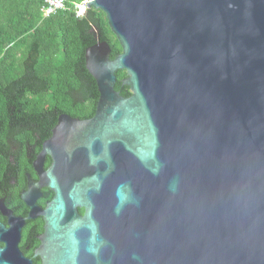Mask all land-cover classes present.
<instances>
[{"label": "water", "instance_id": "95a60500", "mask_svg": "<svg viewBox=\"0 0 264 264\" xmlns=\"http://www.w3.org/2000/svg\"><path fill=\"white\" fill-rule=\"evenodd\" d=\"M88 7L123 51L86 49L96 112L62 113L34 161L23 197L45 217L46 264H264V0Z\"/></svg>", "mask_w": 264, "mask_h": 264}, {"label": "trees", "instance_id": "16d2710c", "mask_svg": "<svg viewBox=\"0 0 264 264\" xmlns=\"http://www.w3.org/2000/svg\"><path fill=\"white\" fill-rule=\"evenodd\" d=\"M83 0L44 14L45 0H0V178L10 171L33 172V160L62 113L87 118L100 97L96 78L87 68L86 49L100 40L112 47V58L123 47L105 11L88 8L76 13ZM116 89L126 69L117 71Z\"/></svg>", "mask_w": 264, "mask_h": 264}, {"label": "flooded vegetation", "instance_id": "af4514ba", "mask_svg": "<svg viewBox=\"0 0 264 264\" xmlns=\"http://www.w3.org/2000/svg\"><path fill=\"white\" fill-rule=\"evenodd\" d=\"M35 159L32 163L33 172L25 171L23 176L22 169L16 167L9 175L0 178V223L4 225L0 228V248H5L1 256L12 264L47 263L43 239L46 231L45 217L42 214L31 217L32 206L23 197L24 191L29 189L30 178L36 182L40 181L39 172L34 165ZM52 162L53 157L48 154L44 168H49ZM40 191V195L35 199L30 195L32 203L45 208L55 192L48 186H42ZM79 211L84 214L85 209L80 208Z\"/></svg>", "mask_w": 264, "mask_h": 264}, {"label": "built area", "instance_id": "2783aa9c", "mask_svg": "<svg viewBox=\"0 0 264 264\" xmlns=\"http://www.w3.org/2000/svg\"><path fill=\"white\" fill-rule=\"evenodd\" d=\"M88 1L83 0L76 4V13L78 16H84L88 10ZM66 0H45L44 14L46 16L51 15L59 10L66 9Z\"/></svg>", "mask_w": 264, "mask_h": 264}]
</instances>
